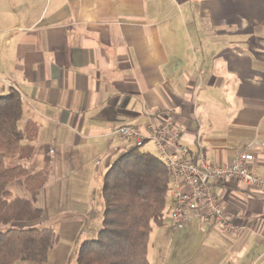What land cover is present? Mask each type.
Instances as JSON below:
<instances>
[{
  "label": "crops",
  "instance_id": "crops-1",
  "mask_svg": "<svg viewBox=\"0 0 264 264\" xmlns=\"http://www.w3.org/2000/svg\"><path fill=\"white\" fill-rule=\"evenodd\" d=\"M11 90L22 99L19 126L32 123L36 135L28 161L3 162L36 171L47 155L52 168L37 195L42 214L29 223L44 222L40 192L50 183L87 197L98 178V191L127 147L111 132L152 115L174 116L188 156L221 164L247 146L264 176V0H0V95ZM213 188L240 232L190 223L168 259L261 264L264 192L238 181ZM9 190L25 194L21 182ZM171 206L151 230L150 263L162 264L172 242L155 247L152 236L166 233Z\"/></svg>",
  "mask_w": 264,
  "mask_h": 264
},
{
  "label": "trees",
  "instance_id": "trees-1",
  "mask_svg": "<svg viewBox=\"0 0 264 264\" xmlns=\"http://www.w3.org/2000/svg\"><path fill=\"white\" fill-rule=\"evenodd\" d=\"M22 99L11 90L0 95V223L29 222L42 214L34 198L51 176L46 155L42 166L30 171L24 163L6 165L3 157L28 161L36 127L19 126ZM170 174L154 153L127 146L107 166L99 196L101 227L84 239L75 254L76 264H151L148 245L153 227L165 224L169 208ZM21 182L24 195H13L11 184ZM37 199V198H36ZM58 241L52 228L9 227L0 231V264L30 261L41 264Z\"/></svg>",
  "mask_w": 264,
  "mask_h": 264
},
{
  "label": "built area",
  "instance_id": "built-area-1",
  "mask_svg": "<svg viewBox=\"0 0 264 264\" xmlns=\"http://www.w3.org/2000/svg\"><path fill=\"white\" fill-rule=\"evenodd\" d=\"M180 134L171 113L152 115L143 126L122 125L111 132L126 146L142 148L151 143L166 165L170 174L168 196L172 203L166 218L169 227L181 229L194 223L198 227L215 226L226 234L240 232L242 226L226 213L213 186L238 181L264 192V176L256 174L251 165L254 154L245 146L232 154L229 161L214 164L202 154L188 156Z\"/></svg>",
  "mask_w": 264,
  "mask_h": 264
},
{
  "label": "rangeland",
  "instance_id": "rangeland-1",
  "mask_svg": "<svg viewBox=\"0 0 264 264\" xmlns=\"http://www.w3.org/2000/svg\"><path fill=\"white\" fill-rule=\"evenodd\" d=\"M142 149L156 154V151L151 145L143 146ZM90 167L91 165H89L87 169H89ZM101 167L102 169L104 168V163L100 165L99 169H101ZM98 180V178H94V181L96 182L89 184L91 192L87 197L84 196V193H82L83 190H81V193L72 194L70 190L66 189L67 183H63L61 185L60 183H50V185H48L47 187L48 189L44 188L40 192V195L43 194V200H45V202L42 203L44 222H11L9 224L0 223V231H4L9 227L52 228L58 236V241L56 245L49 251L46 261L41 264H76L75 254L79 244L84 239L95 237L96 233L101 227V214L103 207L99 196L100 185L98 186V191H95V189L93 190V188L97 187L99 183ZM82 183L79 184L80 187H82ZM54 185L55 188L53 187ZM59 186L63 188L62 191ZM46 191V195L48 197L46 196L45 198L44 193ZM66 191L69 192L66 193ZM11 194L12 196L20 195V192L14 193V191H11ZM36 198L37 197L34 198L35 203H37ZM171 230V227H167L166 233L160 230L157 233L152 234L153 241H156L154 243L155 247L156 245H158V242H169L170 239L172 241L169 244V250H165V256L162 260V264H191L188 263V257H186L184 253H181V255H176V257L174 258L171 257V260L168 259V251L172 250V252H174L175 249V247H172L171 249V246L174 245L177 247L178 242L176 241L181 240V237L177 235L181 233V230L175 229L173 233H171ZM159 233H161V235ZM200 238L202 240H205V238L203 237ZM174 242L176 243L174 244ZM196 248L197 247L193 248V253ZM156 254H158L157 249L154 248L153 252L150 246V251L148 254L150 262L152 261L153 257H156ZM16 264L35 263L30 261H19ZM151 264H155V262L153 261ZM261 264H264V262H262Z\"/></svg>",
  "mask_w": 264,
  "mask_h": 264
}]
</instances>
